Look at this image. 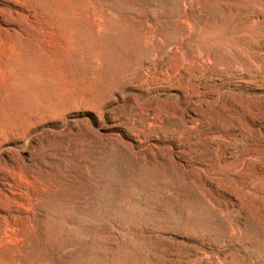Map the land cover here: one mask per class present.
Here are the masks:
<instances>
[{
    "label": "rangeland",
    "instance_id": "rangeland-1",
    "mask_svg": "<svg viewBox=\"0 0 264 264\" xmlns=\"http://www.w3.org/2000/svg\"><path fill=\"white\" fill-rule=\"evenodd\" d=\"M0 264H264V0H0Z\"/></svg>",
    "mask_w": 264,
    "mask_h": 264
}]
</instances>
